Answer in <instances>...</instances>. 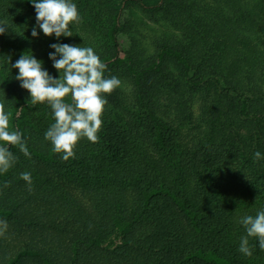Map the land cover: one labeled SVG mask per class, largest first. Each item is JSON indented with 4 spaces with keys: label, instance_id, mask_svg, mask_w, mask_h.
<instances>
[{
    "label": "trees",
    "instance_id": "obj_1",
    "mask_svg": "<svg viewBox=\"0 0 264 264\" xmlns=\"http://www.w3.org/2000/svg\"><path fill=\"white\" fill-rule=\"evenodd\" d=\"M207 1L73 0L82 22L70 25L73 36L58 39L39 29V36H32L37 21L31 0H0V21L9 28L0 35V102L11 113L12 127L24 134L31 158L78 182L90 203L83 207L64 189L38 178L41 188L47 187L42 198L73 210L66 215L69 222L76 216V223L64 228L67 244L64 251L55 250V259L28 248L17 260L264 264L258 240L250 238L251 257L238 250L246 235L240 218L264 210V0ZM139 11L172 25L154 38L159 48L149 56L139 50L140 29L134 23ZM126 35L131 42L125 48ZM58 43L92 47L107 65L105 76L122 82L106 95L99 142L82 139L68 161L45 139L55 122L52 109L31 104L30 93L15 79L19 70L11 66L33 53L59 78L49 58L55 51L50 45ZM197 109L207 150L204 144L184 147L169 114L192 118ZM133 114L148 135L145 142L132 139V120L126 126L125 117ZM192 129L202 133L198 126ZM34 136L45 142L33 143Z\"/></svg>",
    "mask_w": 264,
    "mask_h": 264
},
{
    "label": "clouds",
    "instance_id": "obj_2",
    "mask_svg": "<svg viewBox=\"0 0 264 264\" xmlns=\"http://www.w3.org/2000/svg\"><path fill=\"white\" fill-rule=\"evenodd\" d=\"M31 3L36 10L37 21L32 29L33 37L39 36L37 29L49 37H71L70 25L82 22L73 0H31ZM8 30L7 23L0 21V35ZM50 47L55 51L49 53V58L60 73L59 78L50 75L33 53H24L11 66L19 70L15 79L30 93L31 104L47 103L52 109L55 122L45 132V139L51 142L54 152L68 161L76 157V148L82 139L99 142L98 133L102 130L108 106L106 95L120 88L122 82L115 76H105L107 65L92 47L63 43ZM10 117L11 113L0 102V174L7 173L18 159L9 146L18 147L24 156L31 158L24 134L12 127ZM254 158L257 161L262 159L261 153L255 152ZM21 179L31 186V173H21ZM239 223L246 231V235L241 237L239 252L248 257L253 255L255 245L250 244V238L258 240L259 248L264 250V210L255 216L241 217ZM7 228V221L0 220V236L5 235Z\"/></svg>",
    "mask_w": 264,
    "mask_h": 264
},
{
    "label": "rangeland",
    "instance_id": "obj_3",
    "mask_svg": "<svg viewBox=\"0 0 264 264\" xmlns=\"http://www.w3.org/2000/svg\"><path fill=\"white\" fill-rule=\"evenodd\" d=\"M202 2L207 3L208 1L202 0ZM134 23L140 29V35L137 40L139 42V50L145 51L148 56L157 53L159 48L154 38H160L161 30L172 26L169 22L160 24L157 21V17L147 15L143 11H139ZM121 41L125 48L131 42L127 35L123 36ZM172 69L173 67L168 69L170 74L174 72V69ZM161 85L170 88V85L164 80L161 81ZM171 88L173 90V85ZM130 91L132 92L128 88L127 92L129 93ZM169 114H171V122L174 121L173 123L179 128L177 129L178 133L176 132L175 134L178 135L177 139L182 142L184 147L192 149L198 144H204V150H207L205 143L201 141L205 140L203 139L205 130L202 128L204 122L200 120L201 111L199 109L194 112L192 118L184 117L182 113H177L176 111H172ZM131 120V126H133L132 139L145 142L148 135L142 133L141 121L135 120L133 114L131 119L125 117L126 126H130ZM181 122H184V125H180ZM196 126L202 129V133L192 129ZM139 132L141 133L140 136L138 135ZM30 139L36 144L45 142L44 139L40 141L37 136H34V138L30 137ZM146 150L150 156H153L152 149ZM218 150L219 148H216V151ZM222 156L224 155L218 153V158ZM17 157L16 163L21 167L10 169L5 175L0 177V220H5L8 224L5 235L0 236V264H46L41 258L22 256L17 260V257L23 254L25 250H28V248H31L40 250L55 259V250L64 251L67 244L65 240L69 234L66 233L64 228L75 224L76 216L69 222V216L66 214L67 211L74 213L73 210L63 209L59 204H53L52 201L42 198V192H46L47 187L42 186L41 188L38 178H43L45 181L52 182L55 186L64 189L73 195L83 207L89 208V196L78 182L58 174L52 166L25 156L18 155ZM155 158L159 159L160 157L156 154ZM23 168H31V170L25 169L23 171L31 173V186L21 179ZM6 184L7 187L5 186ZM56 224L60 227L58 228Z\"/></svg>",
    "mask_w": 264,
    "mask_h": 264
}]
</instances>
